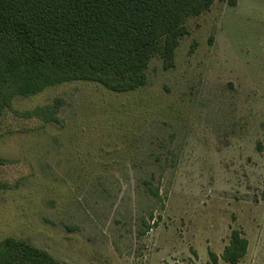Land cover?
Listing matches in <instances>:
<instances>
[{
  "label": "rangeland",
  "instance_id": "obj_1",
  "mask_svg": "<svg viewBox=\"0 0 264 264\" xmlns=\"http://www.w3.org/2000/svg\"><path fill=\"white\" fill-rule=\"evenodd\" d=\"M186 29L173 67L152 58L133 92L13 100L62 104L58 123L0 122V242L64 264H227L238 230L239 264H264V0H215Z\"/></svg>",
  "mask_w": 264,
  "mask_h": 264
},
{
  "label": "trees",
  "instance_id": "obj_2",
  "mask_svg": "<svg viewBox=\"0 0 264 264\" xmlns=\"http://www.w3.org/2000/svg\"><path fill=\"white\" fill-rule=\"evenodd\" d=\"M215 0H0V122L9 112L25 120L58 123L61 100L31 110H13L16 97L35 96L72 82L133 92L147 83L152 58L164 70L187 34L186 22ZM231 6L235 0H228ZM3 163L0 160V164ZM153 197L157 191L149 189ZM248 242L230 233L222 252L239 264ZM210 262L217 257L208 253ZM0 264H64L44 250L14 238L0 242Z\"/></svg>",
  "mask_w": 264,
  "mask_h": 264
}]
</instances>
